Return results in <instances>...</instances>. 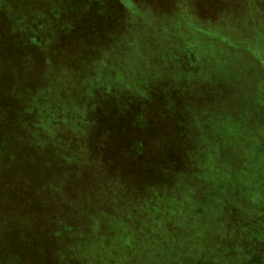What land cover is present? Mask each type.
Wrapping results in <instances>:
<instances>
[{"label": "rangeland", "instance_id": "1", "mask_svg": "<svg viewBox=\"0 0 264 264\" xmlns=\"http://www.w3.org/2000/svg\"><path fill=\"white\" fill-rule=\"evenodd\" d=\"M0 264H264V0H0Z\"/></svg>", "mask_w": 264, "mask_h": 264}]
</instances>
